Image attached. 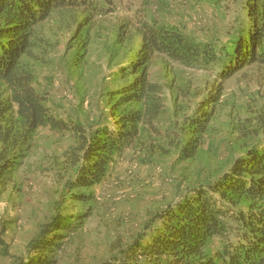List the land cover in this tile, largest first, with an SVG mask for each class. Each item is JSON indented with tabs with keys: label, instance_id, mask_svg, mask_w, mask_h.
Instances as JSON below:
<instances>
[{
	"label": "rangeland",
	"instance_id": "1",
	"mask_svg": "<svg viewBox=\"0 0 264 264\" xmlns=\"http://www.w3.org/2000/svg\"><path fill=\"white\" fill-rule=\"evenodd\" d=\"M100 3L111 11L92 18L85 8L52 12L35 27L36 57L22 59L53 114L81 122L86 133L40 126L13 168L0 174V264H37L40 257L52 264H121L162 213L208 188L249 148H264V63L245 64L222 79L215 68L153 54L148 78L156 92L142 101L118 93L134 79L127 67L143 42L140 22L177 24L195 41L221 48L238 27L236 0ZM211 94L218 99L210 101ZM8 96L0 79V99ZM126 110L143 114L137 136L106 163L97 183L81 184L82 162L74 163L71 153L100 126L116 127L113 115ZM204 110L211 117L197 131L192 119ZM190 139L199 147L183 158ZM47 240L55 244L43 250Z\"/></svg>",
	"mask_w": 264,
	"mask_h": 264
},
{
	"label": "trees",
	"instance_id": "2",
	"mask_svg": "<svg viewBox=\"0 0 264 264\" xmlns=\"http://www.w3.org/2000/svg\"><path fill=\"white\" fill-rule=\"evenodd\" d=\"M100 2L0 0V79L9 91L8 97L0 99V174L13 168L17 152L30 145L40 126L86 133L81 122L72 123L53 114L47 95L36 88L33 70L22 59L36 57L32 52L35 27L52 12L85 8L90 12L87 18H92L94 13L111 11ZM235 10L238 27L230 34V44L221 48L210 41H195L177 24L140 22L137 27L143 42L127 67L134 79L118 92L122 99L142 101L148 93L156 92L148 78L153 54L188 67L215 68L222 79L245 64L264 63V0H236ZM217 99V94L209 96L210 101ZM149 113L157 114L158 110ZM210 117L211 112L204 110V115L192 119L197 131L206 129ZM113 118L116 127L100 126L79 152L71 153L74 163L82 162L81 184L89 186L101 179L106 163L132 144L143 114L126 110ZM193 142L190 139L183 145L181 157L194 155L200 141ZM160 218L161 223L153 226L150 236H144L145 241L130 246L121 264H264V148H249L230 171L171 206ZM55 240L45 241L43 250L51 248ZM35 261L53 263L48 257Z\"/></svg>",
	"mask_w": 264,
	"mask_h": 264
}]
</instances>
